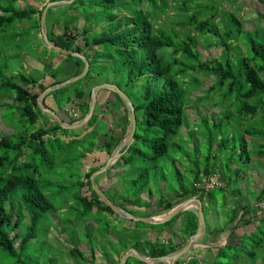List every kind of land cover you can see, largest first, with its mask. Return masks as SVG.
<instances>
[{
  "label": "trees",
  "instance_id": "trees-1",
  "mask_svg": "<svg viewBox=\"0 0 264 264\" xmlns=\"http://www.w3.org/2000/svg\"><path fill=\"white\" fill-rule=\"evenodd\" d=\"M42 1L41 9L37 10L33 6L15 9L4 6L0 0V31H5L6 26L12 23L20 24L25 19H33L30 28L39 33L41 11L52 0ZM260 2L264 3V0ZM68 5L70 10L65 12L59 10L58 6L48 8L47 36L56 45L87 57L89 69L75 83L84 81L91 86L87 92L84 87L68 92L70 86H64L48 92L42 101L50 107L45 101L48 96H53L56 109L53 106L50 108L64 116L65 113L72 112L69 117L63 118L58 114L65 122L72 123L86 114L91 87L100 81L118 85L130 97L136 114L134 140L107 171L95 178V182L110 200L140 216L168 211L173 207V201L154 194L150 176L154 178V182L164 183L165 166L160 162L170 160L175 164L177 158H184L193 164L190 168L193 173L191 186L186 187L181 183L179 190L175 192L180 202L189 197H197L203 203V197L210 195L216 187L204 190L196 184L202 182L203 178L217 174V170L219 178L231 183L232 171L238 173L241 164H248L252 159L254 167L264 169V14L261 11L256 10L253 20L257 19L258 22L254 23L253 28H249L244 27L241 19L231 10L219 13V4L212 0H73ZM170 10L173 11L171 15ZM54 11H57L56 15L52 14ZM71 14L82 23L79 33L65 19ZM168 17L174 20L172 24ZM177 25L180 29L176 28ZM79 34L84 38V47L77 43ZM198 45H218L220 54L202 60ZM63 56L62 65L71 62L73 73L60 79V74L54 70L50 74L59 77H55L49 84L41 82L42 77L36 79L22 73L9 75L8 78L6 76L3 80L2 74L5 72L0 69V94H13L11 98L15 102V111L19 120L26 124L23 130L0 135V250L16 258L19 263L31 243L38 240L39 234L47 232L55 219L53 215L56 216L63 207H57L43 190L44 186L52 182L42 183V175L47 173L57 177L65 174V171L69 178L75 172L77 178L71 179L57 190H66L70 194L66 202L71 201L64 206L69 212H61L57 217L60 230L68 228L66 222L89 228V225L83 224L85 219L94 217L95 221H99L105 215L113 218L110 222L104 220L103 228H94V236L89 233V241L95 242L91 243V253L97 236L104 238L103 242L97 243L101 245V259L104 257L105 261L111 257V253L107 252L108 247H105V240L111 242L108 246H114L113 252L118 257L130 247L146 256H161L177 249L196 231L195 210H185L160 224L125 220L100 201L91 187L90 174L105 161L97 160L98 163L81 170L90 158L88 153L94 151L99 137L105 135L101 148L110 155L128 128L129 112L117 93L107 90L115 95L120 110L107 106L114 101L105 100L104 104L95 106L92 117L82 127L62 128L57 122L49 121L51 116L48 114L50 118L33 131L25 129L27 125H35L43 117L36 101L39 93L83 69L82 59L67 54ZM47 65L51 66L44 63V67ZM198 73L214 79L203 91V95L197 96V100L201 103L212 100L211 104L217 107L215 113H203L189 96L201 84ZM103 74L109 76L97 81L96 77ZM187 76H190L188 81ZM216 93L217 99L213 98ZM61 100H64L63 104ZM189 104L198 115L197 122H187L185 110ZM8 106L10 107L9 104ZM74 107L78 109V115L73 114ZM113 111L117 112V123L115 117L109 120L108 116L105 118V114ZM139 111H142V117L138 122ZM235 118L238 120L235 121ZM99 120H103L106 125L103 133L100 132L101 123L99 122L100 126L95 123ZM109 122L119 126V137L114 136L109 129ZM183 126L186 132H181ZM176 136L186 142L193 141L194 156L189 152L191 150L182 148ZM201 138H206V162L202 168L199 164L203 154L200 149ZM249 144L254 146L253 149L249 148ZM213 146L215 149L212 153L210 150ZM123 149L124 147L121 150ZM177 150H180L178 157L175 156ZM220 154L224 157L226 168L220 167L221 164L218 165L220 168L216 165ZM211 157L214 164L210 163ZM72 161L81 163L77 170L71 167ZM232 165L236 169H232ZM111 175L116 180L108 184L105 180ZM84 188L89 194L83 193ZM254 198L255 203L252 204L247 202L229 205L226 209L227 221L223 227L206 228L207 234L214 230L218 233L229 231L228 242L215 248L207 247L216 250L213 259L198 262L196 257L191 256L186 263L184 259H179L175 264H245L248 261H251L250 264H264V214L257 212L263 210L259 203H264V187ZM24 208L28 214L27 220H24ZM71 211L72 215L75 214L74 217L71 216ZM179 219L180 228L177 226L176 229L182 231V243L159 242L141 236L145 228H157L155 230L158 231L172 229ZM116 226H120L121 232L116 230ZM239 228H242L240 233ZM75 233L72 229L69 236L71 244L67 246L69 255L82 261L77 264L88 261L89 264H96L93 255L86 258L83 250L74 244ZM129 259L130 256L124 264H131ZM136 261L137 264L145 263Z\"/></svg>",
  "mask_w": 264,
  "mask_h": 264
},
{
  "label": "rangeland",
  "instance_id": "rangeland-1",
  "mask_svg": "<svg viewBox=\"0 0 264 264\" xmlns=\"http://www.w3.org/2000/svg\"><path fill=\"white\" fill-rule=\"evenodd\" d=\"M39 1V0H38ZM37 0H1L2 4L4 6H12L15 9H22V8H28L30 6H34L37 10L41 9V5L43 3L39 2ZM204 1H210V0H204ZM215 3L219 4V13L224 11V10H231L232 12H235L237 16L241 19L243 26L244 27H249L253 28L255 26L254 23H257L258 20L255 18L256 16V10L259 12L261 11L264 14V3L260 2V0H212ZM70 3H65V4H59V5H54L53 7H57L59 10L62 11H68L70 10L68 7ZM52 7V6H51ZM54 10V9H53ZM72 13V11H70ZM170 15L173 14V11H169ZM53 15L57 14V11H54L52 13ZM216 17V19H218ZM66 21H70L72 25H74L75 31L79 33V31L82 29V23L80 22V19L78 17L73 16V14L66 16L65 17ZM170 24L174 20L170 19ZM255 21V22H254ZM61 22H64V20H61ZM24 23V24H23ZM33 23V19H25L22 21L20 24L19 22L12 23L11 25L6 26L5 31H0V69L4 70L5 74L3 73V80L6 79V76L8 78L9 75H19L18 73L25 74L26 76H32L36 79L39 77L41 82L44 84H49L53 81L55 77H59V75H51L50 73L53 72L54 70L58 71L60 74V79H63L67 77L70 73H73V69L71 68V62H66L64 63L65 65H62L63 61V54H60L59 52L51 49L45 42H43L40 32L37 33L36 30L31 29L30 25ZM23 24V25H22ZM60 27L62 28V24H60ZM177 29H180V26L177 25ZM77 43L81 46L84 47V38L81 37L79 34V38L77 39ZM199 52H200V58L202 60H207L213 57H217L220 54V47L218 45H214L211 47L207 46H202L198 45L197 46ZM41 57V58H40ZM43 57V58H42ZM40 58V59H38ZM44 63L50 64L51 66L49 67H44ZM45 72V73H44ZM105 76H109L106 74H103L101 77H96V80L98 81L99 79L104 78ZM197 77L200 80V83L194 90H192L189 94L190 98H192L193 102L197 106L198 109L203 111V113L207 112H217L216 109L217 107L213 106L211 104L210 99L204 101V102H198L197 96L203 95V91L206 90L213 82L214 79L212 76H205L201 73L197 74ZM187 81L190 79V76H187ZM0 82H1V76H0ZM76 82V81H75ZM71 83L69 84V89L68 92H73L75 89L79 88H85L86 92L89 86H91L89 83L85 84L84 81L82 83ZM100 83H102L100 81ZM68 86V85H67ZM31 90H34V88H30ZM3 92V91H2ZM6 95L3 96L0 94V135L2 134H12L15 132H18L20 130H23L25 127V121L19 120L20 117L18 113L15 111V102L13 101V98L11 96L10 92H6ZM218 93L214 94L213 98L217 99L218 98ZM115 95L110 94L107 90H101L98 95H97V103L96 106L100 104H104L103 102L105 100L109 101H114L113 104H108L107 106H113L116 108V110H120V104L115 99ZM65 100V99H64ZM64 100H61L62 104L64 103ZM46 103L50 107L55 108L56 102L53 99V96H48L46 98ZM112 103V102H111ZM4 104H6L4 106ZM10 105V107L8 106ZM18 104V103H16ZM67 106V105H66ZM75 111L73 112L74 115H78V109L76 107ZM56 109V108H55ZM58 111V110H57ZM16 112V113H15ZM72 114V112H70ZM58 114L63 118V117H69L71 114L65 113L66 116L58 112ZM41 115H43L42 119H38L35 125H27L26 130L33 131L36 129L37 126L42 125L43 122L46 121L47 118H50L47 113L44 111H41ZM114 118L116 123L118 122L117 112L113 111V113H107L105 114V118ZM185 116H187V122H197L198 121V115L196 114L195 109L192 107L191 104L187 105L186 110H185ZM138 117V122L142 117V111H139L137 114ZM55 121L52 117L49 119V121ZM98 120V119H97ZM235 121L238 120L237 118L234 119ZM103 120L95 121L97 126H100L99 122L101 123V130L100 132H104V126L102 122ZM56 122V121H55ZM109 129L113 131L114 136L119 137L121 135L120 128L117 124L115 123H108ZM90 129V127H89ZM181 132H186V128L183 126L181 129ZM124 136V135H123ZM121 137V139L123 138ZM178 136H176L177 139ZM98 141H96V147L94 151H92L89 154V159L86 160L85 165L82 167V171L86 170L89 166H92L97 162V160L100 161H105L108 158L107 152L101 148V143L102 140L105 139V135H102L99 137ZM198 139V138H197ZM196 139V140H197ZM177 141L181 144L183 149H189V151L192 156H194V151L192 149L193 147V141L186 142V140H183L181 138H178ZM198 141V140H197ZM200 149L202 157L199 159V164L200 167L202 168L205 165V149L206 146V138H201L200 139ZM254 146L249 144V148L253 149ZM214 146L213 149L210 150V152L213 153L214 151ZM77 150H73L75 152ZM170 153V151H169ZM174 154V153H172ZM227 155L226 153H223ZM180 155V150L176 151L175 156L178 157ZM212 157L210 158V163H212ZM218 162L216 165L218 166L221 164L220 167H225L224 164V157L220 154V156L217 157ZM223 162V163H222ZM162 165L165 166V172H166V180H164V183L160 181L159 183L153 181V177L150 176L151 180V186L153 187L152 190L154 194H156L157 197L163 195L165 198L170 199V201H173V206L178 204L179 198L176 196V191L179 190L180 184H184L186 187H190L191 183L193 181V173L190 171V168L193 167V164L187 161L186 159H178L175 164L170 162L168 160L167 162H160ZM81 163L79 162H74L72 161L71 167L74 168V170H77L79 168ZM176 166V167H175ZM255 166L254 159L250 161L248 164H241L240 175L238 173H235L232 171L233 175L232 178L233 180L231 183H227L226 180L219 178V181L221 182L220 185L222 187H219L220 185H217L215 189L211 191V194L208 196L203 197V206H204V213H205V220H206V228H213V227H223L225 222L227 221L226 215H227V208L229 205L236 204V203H247L250 202L252 204L253 202L255 203V195L260 192V189L264 187V169L262 167H259L258 169ZM219 167V166H218ZM219 167V168H220ZM232 169H236L235 165L231 166ZM230 167V168H231ZM226 168V167H225ZM261 168V169H260ZM61 169V168H60ZM177 169L179 173H177ZM218 169V168H217ZM41 171V169L39 168ZM1 171V167H0ZM60 171V170H59ZM219 171L217 170V174ZM225 172H227L225 170ZM65 174H61L57 177L54 175H48L47 173H44L42 175L43 180L42 183H49L52 182V184L48 186H44L43 190L46 191L49 194L50 200L57 206L59 207L62 205L61 212L64 213L67 211V208L64 207L67 205L69 202L68 198L70 194L68 195V192L64 189L62 191L58 192L57 190L60 189V186L65 185L68 181L71 179L74 180L77 178V175H74L69 178L68 175L66 174L67 171L64 172ZM243 173V174H242ZM242 174V177H241ZM115 176V175H114ZM261 176V177H260ZM112 180H116L115 178L113 179V175L110 176L109 179L105 180L108 182V184L111 183ZM104 183V181L102 180ZM118 182V180L116 181ZM163 183V185H161ZM108 191V190H107ZM83 193L89 194V191L84 188ZM108 194V192H107ZM111 195V194H109ZM173 199V200H172ZM254 200V201H253ZM225 201V203H224ZM223 204H226L223 206ZM261 206H263V210L257 211L260 212L261 215L264 214V203H259ZM61 212H57L58 214L53 215L55 219L53 220V223L49 225V228L47 232L43 235L38 236L37 241H33L30 245V247L27 249V251L22 255L21 261L16 262V258L11 257L7 255L5 252L0 250V264H25L27 261L28 264H77L78 261L74 257L70 256L68 253V248L71 244V241L69 239V236L71 235L72 229L76 231L74 235V244H76L80 249L83 250L84 255L86 258H91L93 255L94 257V262L96 264H117L119 257L115 255L113 252V247H109V240H105V247H108V253H111L110 260L105 261L104 257L101 259V245L97 242L104 241V238L102 236H97L95 238L96 245L94 247L93 253L90 252L91 249V243L89 241V233L94 236L95 229L103 228L104 225L102 223L104 220H108L109 222L112 221L113 218L107 217V215L102 216V220L95 221L94 217H91L90 219H85L83 224L89 225V228H86V226H81L78 227L74 224H71L69 222H66L65 225L68 227L65 230H60V226L57 225L59 224L60 221L57 217H59V214ZM69 212V211H67ZM24 213H25V219L27 220L28 214L26 212V209L24 208ZM71 216L74 217V213L72 215V211L70 212ZM251 215V214H250ZM248 215V216H250ZM106 217L105 219H103ZM125 220H129L124 217ZM180 220V219H179ZM177 220L176 224L174 225V228L170 230H155L154 229H149L145 228L143 230V234H141L142 237L144 238H149L151 240H157L159 242H168L171 244H178L182 243V231L178 230L180 226H178V223L180 222ZM95 222V223H94ZM182 225V222H181ZM178 226V229L176 227ZM120 226H116V230L120 231ZM239 233L242 232V228H239ZM111 231H113L111 229ZM98 232H101L98 230ZM121 232V231H120ZM229 231H225L224 233H218L217 231L214 230V232H208L205 233V235L201 238V244H198V246L194 247L191 249L190 252L186 253L183 255L180 259H184V263L187 262V260L191 257L194 256L197 258L198 262L203 261L204 259H208L209 261L213 259L216 250L215 249H207V247H217L219 244L223 245L229 240ZM42 237V238H41ZM106 238V237H105ZM109 239V237L107 236ZM111 238V237H110ZM93 239V238H92ZM189 239V238H188ZM45 240V241H43ZM188 241V240H187ZM186 241V242H187ZM108 242V244H107ZM184 242V243H186ZM111 243V242H110ZM93 244L95 242L93 241ZM183 245V244H182ZM144 251L143 249H141ZM114 254H113V253ZM122 254V253H121ZM138 260V259H137ZM179 260V259H178ZM177 260V261H178ZM136 258H131L129 259V263L131 264H137L136 263ZM251 263V261L245 262V264ZM84 264H89L88 262H84ZM146 264V263H143ZM155 264H165L164 262H157Z\"/></svg>",
  "mask_w": 264,
  "mask_h": 264
},
{
  "label": "water",
  "instance_id": "water-1",
  "mask_svg": "<svg viewBox=\"0 0 264 264\" xmlns=\"http://www.w3.org/2000/svg\"><path fill=\"white\" fill-rule=\"evenodd\" d=\"M73 0H52L48 1L45 5V7L41 11L40 15V35L43 40L51 49L60 52L62 54L72 55L75 57H78L83 60L84 66L83 69L76 75H72L60 82H57L53 85H50L46 87L43 91L39 93V95L36 98L37 105L41 109V111H44L45 113L49 114L62 128L65 129H72V128H78L82 127L89 119L92 117L94 113V109L97 103V95L99 91L101 90H111L117 93L123 102L124 106L127 108L129 112V125L128 128L123 136V138L118 142V144L114 147V149L111 151L108 158L105 160L104 164L94 170L89 177L90 184L92 189L95 191L97 197L100 201H102L105 205L109 206L113 212H115L117 215L121 217H125L127 219H131L134 221H142L144 223L149 224H160L164 223L168 220H170L172 217L178 215L179 213L188 210L190 208L194 209L197 216V228L196 231L189 236V239L186 243L178 247L177 249L161 256H146L138 252L135 248L130 247L124 252H122L121 256L119 257L117 264H124L127 257H134L140 261L145 262L146 264H155L157 262H166V264H175L178 259H180L183 255L190 252L192 248L198 246V244H201V238L206 233V220L203 210V203L202 201L197 197H189L178 204L174 205L171 209H169L166 212L160 213V214H154L149 216H140L136 214H132L117 203L110 200L107 195L103 192V190L98 186V184L95 182V178L100 173H103L107 171L113 163L122 155V153L128 148V146L133 142L134 140V132L136 128V114L134 109V104L130 97L116 84L110 83V82H102L99 84H95L91 87L90 90V98H89V107L86 114L72 122L67 123L54 111L52 108L46 106L44 102L42 101L43 97L50 91L62 88L64 86H67L82 77L85 76L89 69V62L87 57L77 51L63 48L59 45H56L54 42L50 41L47 36V26H46V14L48 11V8L54 5L58 4H65V3H71ZM124 147L123 150H121ZM221 245V244H220Z\"/></svg>",
  "mask_w": 264,
  "mask_h": 264
},
{
  "label": "built area",
  "instance_id": "built-area-1",
  "mask_svg": "<svg viewBox=\"0 0 264 264\" xmlns=\"http://www.w3.org/2000/svg\"><path fill=\"white\" fill-rule=\"evenodd\" d=\"M219 177L217 174H212L209 177L203 178L202 182H199L196 184L198 188L209 190L213 187H217V185H220ZM221 186V185H220Z\"/></svg>",
  "mask_w": 264,
  "mask_h": 264
},
{
  "label": "crops",
  "instance_id": "crops-1",
  "mask_svg": "<svg viewBox=\"0 0 264 264\" xmlns=\"http://www.w3.org/2000/svg\"><path fill=\"white\" fill-rule=\"evenodd\" d=\"M37 1H38V0H37ZM39 2H40V3H41V2L43 3L42 0H39L38 3H39ZM58 5H59V4H58ZM33 7H34V6H33ZM41 7H42V5H41ZM190 209H192V208H190ZM190 209H188V210H190ZM139 210H142V211H143V210H145V209H143V208H139ZM192 210H194V209H192ZM145 211H148V210H145ZM161 213H163V212H161ZM159 214H160V213H159ZM179 221H180V220H179ZM149 229H150V228H149ZM165 230H167V229H165ZM165 230H164V231H165ZM169 230H170V229H169ZM219 245H220V244H219Z\"/></svg>",
  "mask_w": 264,
  "mask_h": 264
}]
</instances>
